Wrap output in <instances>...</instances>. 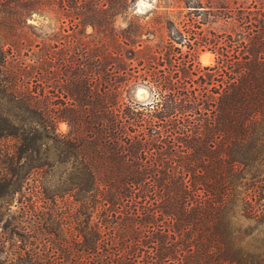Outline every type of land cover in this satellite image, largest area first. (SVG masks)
I'll list each match as a JSON object with an SVG mask.
<instances>
[{"label": "trees", "instance_id": "16d2710c", "mask_svg": "<svg viewBox=\"0 0 264 264\" xmlns=\"http://www.w3.org/2000/svg\"><path fill=\"white\" fill-rule=\"evenodd\" d=\"M71 2L56 4L65 18ZM41 5L0 0V142L15 139L25 160L14 169L0 149V210L28 179L23 168L49 165L51 151L73 168V207L41 217L50 256L17 261L264 264V2L217 4V58L202 68L187 14L118 35L98 3L84 14L100 36L92 46L45 44L28 63L17 28ZM30 80L39 87L21 90ZM139 87L150 102L135 99Z\"/></svg>", "mask_w": 264, "mask_h": 264}, {"label": "rangeland", "instance_id": "374dc122", "mask_svg": "<svg viewBox=\"0 0 264 264\" xmlns=\"http://www.w3.org/2000/svg\"><path fill=\"white\" fill-rule=\"evenodd\" d=\"M71 1L70 5L73 6L75 15L72 14L69 18L62 15V11L56 5L58 0H39L42 5L39 6L38 10L22 12L24 15L22 17L23 22L17 28V32L23 35L20 39V44H23L20 53L21 59H26L30 63L29 59L34 58V55L38 54L45 44L60 46L61 42H69L70 44L72 42L73 45H76L77 40H82L87 46H92L93 41L100 36L97 34L96 28H92L85 22L87 19L84 18V14L88 13L91 8L90 5L98 3L105 5L103 7L105 10L112 8L110 12L112 16L109 17V22L118 35L128 25L135 27V24L145 25L147 23L150 27L159 28L166 18L171 20L183 19L182 15L187 14L188 18H192L187 23L195 31L199 42V45L194 48L195 65L202 68L212 66L215 63L217 33L220 30L217 27V4L221 0ZM227 1L233 8L248 6L253 1L256 3L264 2V0ZM197 2L200 3L201 8H193L198 6ZM67 4L64 2L63 6L66 8ZM192 10L196 12H189ZM81 11L82 13H79ZM99 19L103 20L104 18L100 16ZM203 58L207 60H203ZM26 82L28 83L22 85L20 83L21 90L39 87V84L32 80ZM134 97L143 102H150L151 100L148 90L143 87L137 88ZM15 123L18 124V122ZM58 131L66 133V124L61 123L58 126ZM19 145L26 146L27 142H21ZM16 146L18 143L13 138L0 142L1 150L7 151L8 154L13 152L15 158L13 168L20 170V164H23L25 160L18 161L17 156L19 157L22 153L17 151V156L14 154ZM43 151L44 148L39 152L32 153L29 151L32 154V161L28 159L26 162L39 164L44 158ZM49 160V165L29 168V164L28 168H23V170L29 169L30 174L28 179L24 180L22 189L17 193H10L9 196H5V205L0 210V264H24L17 261L18 258L31 253H36V259L42 260L46 256H50L56 249L55 237L53 234L47 235L43 231L44 220L41 217L45 214L46 208L50 211H56L61 208L62 204H65L66 208L73 207L72 193L68 191L64 194V190L70 188L69 179L73 168H69L67 164L59 163L54 151L50 152ZM3 225L7 226V229H3ZM56 228L57 223L55 221L48 224L49 231H54V234H56ZM45 235L48 236V243L44 239Z\"/></svg>", "mask_w": 264, "mask_h": 264}, {"label": "bare ground", "instance_id": "6f19581e", "mask_svg": "<svg viewBox=\"0 0 264 264\" xmlns=\"http://www.w3.org/2000/svg\"><path fill=\"white\" fill-rule=\"evenodd\" d=\"M203 60H207V59L203 58Z\"/></svg>", "mask_w": 264, "mask_h": 264}]
</instances>
